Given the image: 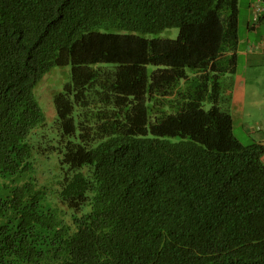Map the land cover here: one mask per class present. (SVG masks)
Returning a JSON list of instances; mask_svg holds the SVG:
<instances>
[{"label":"trees","instance_id":"trees-1","mask_svg":"<svg viewBox=\"0 0 264 264\" xmlns=\"http://www.w3.org/2000/svg\"><path fill=\"white\" fill-rule=\"evenodd\" d=\"M239 1L0 0V264H264V143L219 103Z\"/></svg>","mask_w":264,"mask_h":264},{"label":"crops","instance_id":"crops-1","mask_svg":"<svg viewBox=\"0 0 264 264\" xmlns=\"http://www.w3.org/2000/svg\"><path fill=\"white\" fill-rule=\"evenodd\" d=\"M264 17L256 25L248 22V31L254 35L240 37L237 46L238 61L235 71L224 74L223 92L220 99L222 108L235 118H241L244 129L249 133V143H264V131L258 130L261 122H251L247 118L264 116V47L253 48L264 36ZM255 42V43H253ZM239 53L246 56V62H239ZM251 124L253 126H251ZM258 131V132H255ZM264 161V156H263Z\"/></svg>","mask_w":264,"mask_h":264},{"label":"rangeland","instance_id":"rangeland-1","mask_svg":"<svg viewBox=\"0 0 264 264\" xmlns=\"http://www.w3.org/2000/svg\"><path fill=\"white\" fill-rule=\"evenodd\" d=\"M252 0H240L239 1V33L240 37H246L249 35L252 37L254 33L248 31V22L251 21L252 24H255L253 20V9L251 6ZM256 25V24H255ZM264 27V26H263ZM179 29L177 27H172L164 30L159 33V36L176 38L178 36ZM255 43V42H253ZM239 62H246V56L239 53ZM56 70L47 73L42 79L41 83L36 88V95L39 100V103L43 110L46 112L49 122H53L55 118V107H54V94L57 90L61 89L62 84L70 79V66L66 67H56ZM66 71H63V70ZM67 71L69 73L67 75ZM209 107V104H207ZM249 121L261 122L264 121V116L247 118ZM262 124V123H261ZM251 126H253L251 124ZM234 132L235 135L240 139L243 144L249 143V133L244 129L241 118H235L234 121ZM258 132V131H255ZM54 158L51 160L43 159L40 161V170L43 173L44 177L50 176L54 173L55 170ZM51 171V173H50Z\"/></svg>","mask_w":264,"mask_h":264},{"label":"built area","instance_id":"built-area-1","mask_svg":"<svg viewBox=\"0 0 264 264\" xmlns=\"http://www.w3.org/2000/svg\"><path fill=\"white\" fill-rule=\"evenodd\" d=\"M253 9V20L257 24L264 17V0H252L251 3ZM264 47V36L259 43L252 45L253 48H262ZM258 130L264 131V122L257 126Z\"/></svg>","mask_w":264,"mask_h":264}]
</instances>
